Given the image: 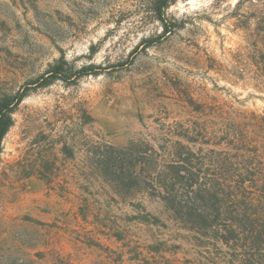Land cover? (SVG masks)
<instances>
[{"label":"rangeland","instance_id":"obj_1","mask_svg":"<svg viewBox=\"0 0 264 264\" xmlns=\"http://www.w3.org/2000/svg\"><path fill=\"white\" fill-rule=\"evenodd\" d=\"M165 17L167 35L153 0H0V103L24 94L0 149V264H249L146 191L109 198L123 244L80 220V192L112 194L93 165L108 147L144 141L165 164L180 142L208 168L213 152L264 168V0H178Z\"/></svg>","mask_w":264,"mask_h":264},{"label":"trees","instance_id":"obj_2","mask_svg":"<svg viewBox=\"0 0 264 264\" xmlns=\"http://www.w3.org/2000/svg\"><path fill=\"white\" fill-rule=\"evenodd\" d=\"M177 1L153 0L154 13L162 26L163 35L170 33L173 27L167 23L165 12ZM94 71L92 67H84L71 73L70 78L62 79L68 81L71 77L81 78L95 74ZM51 73V78H58L61 67L53 68ZM23 97L24 94L18 93L0 103V149L5 135L12 126L14 108L20 104ZM240 142L242 143L241 140ZM107 149L108 152L98 154L99 160L93 165L99 185H106L112 194L110 196L104 193L99 186V191L86 192L85 196L79 197L82 204L79 215L83 223L92 224L98 229L102 227L110 232L109 235L116 241L123 244L125 236L122 238L116 232L119 228L117 219H114L116 215H110L111 202L117 204L118 200H121L124 204L127 201L126 197L146 191L152 197L161 200L175 219L189 231L204 235L228 248L233 242L236 246L240 242L242 254L236 256L237 259L240 262L259 264L254 259L255 253L258 255L264 253V168L257 165L256 155L247 158L243 154L235 155L232 158L235 157L238 162L232 163L227 155L213 152L215 157L211 158L214 167L212 169L211 166L205 167L206 164L180 142L175 143L173 150L165 152L166 155L173 157L172 161L165 164L158 163L159 153L157 154L155 149L144 141H132L120 149L114 147ZM149 167L155 174L145 176L144 173ZM104 195L108 201L106 197L103 199ZM139 215L141 214L133 218L134 223L149 225L147 218ZM88 245L100 247L91 242ZM132 249L137 250L134 247ZM154 251L160 250L155 248ZM121 252L117 254L116 262H121L123 258ZM107 260L113 261L111 257ZM149 263L142 260V264ZM58 264L70 263L61 260Z\"/></svg>","mask_w":264,"mask_h":264},{"label":"crops","instance_id":"obj_3","mask_svg":"<svg viewBox=\"0 0 264 264\" xmlns=\"http://www.w3.org/2000/svg\"><path fill=\"white\" fill-rule=\"evenodd\" d=\"M80 197L81 196H85V194H83V191L82 192H80V195H79ZM81 220V219H80Z\"/></svg>","mask_w":264,"mask_h":264}]
</instances>
